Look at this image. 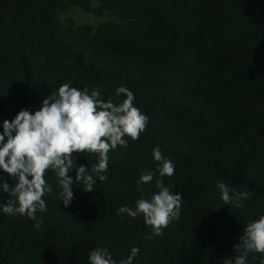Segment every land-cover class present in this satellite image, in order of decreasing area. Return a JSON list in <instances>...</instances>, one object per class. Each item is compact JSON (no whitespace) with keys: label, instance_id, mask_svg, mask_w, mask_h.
Wrapping results in <instances>:
<instances>
[{"label":"trees","instance_id":"16d2710c","mask_svg":"<svg viewBox=\"0 0 264 264\" xmlns=\"http://www.w3.org/2000/svg\"><path fill=\"white\" fill-rule=\"evenodd\" d=\"M74 5L118 20L96 28L77 25ZM96 87L119 104L123 86L149 117L137 141L108 154L107 180L94 192L74 182L67 207L53 191L37 212L41 227L26 216L2 211L10 194L0 188V264H89V253L107 248L113 259L133 264H223L250 221L264 215V0H0V133L3 121L22 109L39 110L59 86ZM7 137H5V141ZM176 168L163 177L182 196L180 218L162 236L151 235L143 217L119 214L157 191L161 162ZM78 165L97 163L95 155ZM145 172L149 184H138ZM75 181V170L70 171ZM13 179L0 170V183ZM217 182L248 191L243 207L224 205ZM264 258L250 253L246 264Z\"/></svg>","mask_w":264,"mask_h":264},{"label":"clouds","instance_id":"9594fccd","mask_svg":"<svg viewBox=\"0 0 264 264\" xmlns=\"http://www.w3.org/2000/svg\"><path fill=\"white\" fill-rule=\"evenodd\" d=\"M121 94L126 99L116 104L102 99L96 87L81 90L65 83L42 100L39 110L33 113L22 109L13 120L3 121L0 170L14 181V186L6 180L0 183L3 192L11 197L2 207L5 215L26 216L39 229L42 221L36 214L47 212L43 197L53 191L45 178L49 172L57 178L59 199L65 207L74 199V182L82 183L85 192H94L97 179L107 180L104 173L108 171L109 152L118 146L126 149L125 137L137 141L149 123V117L134 106V93L121 86L116 89V95ZM86 153L95 155L97 163L85 167L73 159ZM153 158L161 162L160 179L155 182L157 191L147 199H138L135 208L123 206L118 213L133 219L142 216L145 225L151 228V235L162 236L171 221L180 218L183 199L180 194H173L163 181V177L175 175L174 163L162 155L159 146L153 149ZM72 170L76 172L75 181L69 175ZM153 178L152 172H145L137 183L149 184ZM215 186L224 205L243 207V201L250 198L248 191L236 192L224 182H217ZM139 251L132 247L119 264H133ZM234 251L237 255L225 257L223 264H246L253 252L264 257V215L244 226ZM89 264H117V261L107 248L98 247L89 253ZM260 264H264V258Z\"/></svg>","mask_w":264,"mask_h":264},{"label":"rangeland","instance_id":"374dc122","mask_svg":"<svg viewBox=\"0 0 264 264\" xmlns=\"http://www.w3.org/2000/svg\"><path fill=\"white\" fill-rule=\"evenodd\" d=\"M100 0H91L92 6H97ZM73 17L76 24H91L96 28L100 23L106 20H118L119 18L114 15H110L108 11H104L102 14H95L92 11L83 10L80 6L74 5L68 13Z\"/></svg>","mask_w":264,"mask_h":264}]
</instances>
